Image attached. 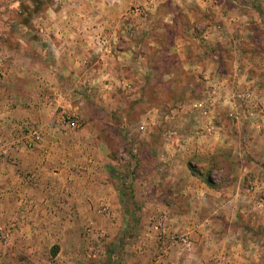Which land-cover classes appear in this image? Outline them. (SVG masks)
Masks as SVG:
<instances>
[{
	"label": "rangeland",
	"instance_id": "rangeland-1",
	"mask_svg": "<svg viewBox=\"0 0 264 264\" xmlns=\"http://www.w3.org/2000/svg\"><path fill=\"white\" fill-rule=\"evenodd\" d=\"M0 39L7 103L35 63L50 120L0 111V157L71 252L5 217L0 264H264V0H0Z\"/></svg>",
	"mask_w": 264,
	"mask_h": 264
},
{
	"label": "crops",
	"instance_id": "crops-1",
	"mask_svg": "<svg viewBox=\"0 0 264 264\" xmlns=\"http://www.w3.org/2000/svg\"><path fill=\"white\" fill-rule=\"evenodd\" d=\"M16 41L18 42V45H16V49H18V50L22 49L21 54L22 55L25 54L26 53V46H23V45L21 46V41L19 39H17ZM0 42H1L0 47L3 45L6 48H8V50H10L11 52L17 51L13 46H8V43L6 42L5 39H3V40L0 39ZM73 43H74V41L72 43L68 42V44H73ZM63 57L65 58V54ZM17 58H19L18 60L22 61L21 59H24L26 57H22V58L17 57ZM17 58H12V59H14L16 61ZM68 60H69V58H68ZM65 63H67V62H65ZM34 64L35 63H33V66L30 70V73H28V75L30 74V77H31V74H34V71H33ZM40 64L39 65L37 64V66H38L37 68H39ZM53 64H54V62L49 63V61H48V63H42L41 66L43 68V71L47 72V73L54 72L56 70V68ZM21 68L24 69L25 67H22V65H21ZM69 68H67V69H69ZM10 75L11 74L9 71V74H8V80L9 81L7 80V83H8L7 87H9V85L14 87V91H13L12 96H13L15 101L13 102L14 105L7 103L8 98H7V94H5V87L2 86L3 83L0 81V111L2 113V116L7 115L6 114V113H8V112H6L7 108L12 107L13 108L12 111L14 112V115L16 117H19V118L21 116L26 117V116H29L31 114V116H33L35 118V120H37V121H43V120L50 121V120H48L49 119L48 118V112H46L47 111L46 109H45V111H44V109L43 110L33 109L35 98L38 97L37 96L38 92L36 89L37 83H36L35 79L28 77V75H26V78H20V75L22 77H24L23 71L21 72L20 75L16 74V73L13 74V76H18V78H16V79ZM10 79H11V82H10ZM47 121H43V122H47ZM12 157L14 158V161H18V163H20V166L18 167L17 165H14L13 163H11L12 161L9 159V157H0V182H1L2 186L6 189L11 188L14 191L17 190V194L15 196L11 197V201H10V199H7L5 201V205H8V206L13 205L14 207H13V209H10V211L7 208V206H6V210L2 209L1 212H3L4 214L0 213V218H5V217L9 218L10 217L13 220L18 219L19 221L17 223L19 224V228L17 230L18 231L17 234L22 235L24 237H27V236L30 237V235H33V236L34 235H39V236L44 235V237H45V235H47L46 238L50 239V236L52 234H54V237L52 239H55V243H57L58 246H60V249L57 248V255L56 256L61 255L62 253H65L66 257H68L67 252L71 255L70 250L64 248L63 247L64 244H62V242H59V241L56 242V238L58 237V234L62 231L59 227L54 228V229H52L51 226L42 228L41 226L36 225L34 223L30 224V221L33 219V217H31V214H33L34 212H30V210L32 208L30 206H27L25 203L34 201L35 204H37L41 201H44L46 198V196H44V195L43 196L34 195V192H37L39 190L37 187L38 183L34 182L33 184L30 185V182L25 179L23 172H21V171L19 172L20 168L21 169H27V168L30 169L31 166H28V165H30L32 163V159H33L32 156H30L28 154V152H26L25 150L22 149L20 151L14 152L12 154ZM33 165H34L33 169H35V167H37L38 168L37 172H42L40 170V166H39L38 162L34 163ZM69 181H71V180L65 179L62 181L63 182V185H62L63 189L60 190L62 196L67 197V196H69V192H71V191H69L68 188L70 187V185L72 183L71 182L69 184L66 183ZM86 183H88L87 186H91L93 183H97V181L93 182V181L87 179ZM46 185L47 186H45V187L53 188V187L57 186V183L53 182L50 179V180H48V183H46ZM42 186L43 185H41L40 187H42ZM84 197L83 198H84L86 203L98 201L97 199L94 200L93 197H91V196L84 195ZM91 214L92 213L88 214L90 219L94 217V215L91 216ZM23 216L27 217V218L26 219L21 218ZM7 218H5V219H7ZM95 219H98L97 215H95ZM112 229H113V227H112ZM67 230L68 229H66V230L63 229L62 234L65 233ZM40 232L42 234H40ZM30 242H32V240ZM31 249H34V248H31ZM135 252H137L139 254V250H137ZM177 258H180V257L177 256Z\"/></svg>",
	"mask_w": 264,
	"mask_h": 264
}]
</instances>
